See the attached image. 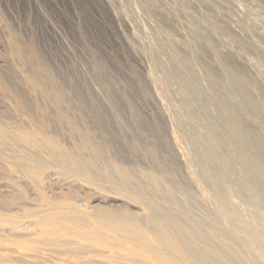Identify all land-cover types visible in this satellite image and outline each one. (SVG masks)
Wrapping results in <instances>:
<instances>
[{
    "label": "rangeland",
    "instance_id": "1",
    "mask_svg": "<svg viewBox=\"0 0 264 264\" xmlns=\"http://www.w3.org/2000/svg\"><path fill=\"white\" fill-rule=\"evenodd\" d=\"M49 110L64 112L57 143L35 130ZM153 222L233 264L249 254L230 230L245 231L264 263V0H0V246L44 264H144L128 233ZM50 229L89 252L51 262Z\"/></svg>",
    "mask_w": 264,
    "mask_h": 264
},
{
    "label": "bare ground",
    "instance_id": "2",
    "mask_svg": "<svg viewBox=\"0 0 264 264\" xmlns=\"http://www.w3.org/2000/svg\"><path fill=\"white\" fill-rule=\"evenodd\" d=\"M11 52L13 53V56L17 57L20 60V62L24 65L25 74L29 76L28 79L32 83L34 88L35 89L41 88L43 86V81L40 78V76L38 74L32 75L29 72V69L27 67L28 65L26 62V56H27L26 51H24L22 48L12 46ZM27 59H28V56H27ZM52 86L54 87V89L49 90L48 99L52 103L53 107L58 108L64 103L62 92L59 89V85L55 81H52ZM18 106L20 108L25 107L22 102H20ZM58 110H57L56 115L52 114L51 110L46 111V112L42 111V112L37 113L36 118L38 119V122H37V125H35L36 132H38L39 134L48 136L54 143H57L58 141L62 140L63 131H64L63 124H62L63 122L62 118H63L64 112L61 110L60 111ZM52 118L59 119L58 123H53ZM212 149H213L212 151L218 152V150L215 149V147H212ZM194 152L196 153L197 151L194 150ZM241 155L243 158L246 157V152L243 150L241 152ZM220 156L221 154H219V157ZM78 164L79 162L75 161V165L77 166ZM252 171L255 172L254 170ZM19 190L21 189L16 187V196L18 198H21V194L22 195L24 194L22 193V191H19ZM71 196L74 197V195H71ZM70 199L71 198H65L66 201L65 200L64 201L69 203L68 205H70L73 200V199L71 200ZM143 207L148 208L147 205H143ZM228 213H229L228 206L227 205L223 206L222 215L225 218H227ZM120 215H122L125 218L136 217L134 214L130 213L126 209H121ZM69 216H72V215H69ZM72 219L76 221L80 220V218L77 216L72 217ZM23 230L24 228H16L13 230H7L6 236H2L1 241L4 244H7L10 241H12L11 238H9V236H11L12 234L14 235V233L16 232L20 233ZM128 234L135 238L140 239L141 243L146 247L144 250L140 251L142 252V254L139 255L141 257L140 260L144 264H159V262L149 252L150 248L154 245H169L172 248V250L175 252L176 256H178L179 258H182L188 254V255L200 258L202 260H205L207 262H211V263L213 262L214 264H233L231 257L228 255H223L220 258H215L214 256L209 255L208 253L201 251L197 249L196 247H192V246H186L185 249L180 250V246L176 245L175 243H171L168 240L167 230H165L162 227V225H160L157 222L151 223L145 233H140L137 230H133V231H130ZM230 234L239 240L243 249H245L249 254V256L243 260L242 264H264L261 258V255L257 254L251 247L249 243V240H250L249 234L247 232L244 231V236H242V235H238L234 230H230ZM96 235L98 234H93L90 236V238H93ZM43 242L48 247H50L51 254L49 257L50 259L48 260H50L51 262L57 261L58 257H61V256L66 257V258L78 257L83 254H86L90 250V248L84 245L73 242L70 236H66V238H62V239L59 238L57 236V233L54 231V229H50L49 231H47L46 238L43 239ZM36 252L34 254L29 253L27 248L23 246V244L0 246V264H44L43 260ZM93 264H122V263L94 262Z\"/></svg>",
    "mask_w": 264,
    "mask_h": 264
}]
</instances>
